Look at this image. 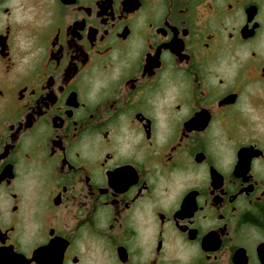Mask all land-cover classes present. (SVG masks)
Here are the masks:
<instances>
[{"label":"flooded vegetation","instance_id":"af4514ba","mask_svg":"<svg viewBox=\"0 0 264 264\" xmlns=\"http://www.w3.org/2000/svg\"><path fill=\"white\" fill-rule=\"evenodd\" d=\"M0 264H264V0H0Z\"/></svg>","mask_w":264,"mask_h":264}]
</instances>
